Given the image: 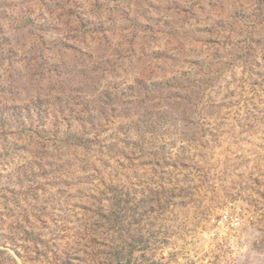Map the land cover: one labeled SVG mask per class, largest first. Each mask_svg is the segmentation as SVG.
I'll use <instances>...</instances> for the list:
<instances>
[{"label":"rangeland","instance_id":"374dc122","mask_svg":"<svg viewBox=\"0 0 264 264\" xmlns=\"http://www.w3.org/2000/svg\"><path fill=\"white\" fill-rule=\"evenodd\" d=\"M249 257L264 0H0V264Z\"/></svg>","mask_w":264,"mask_h":264},{"label":"built area","instance_id":"2783aa9c","mask_svg":"<svg viewBox=\"0 0 264 264\" xmlns=\"http://www.w3.org/2000/svg\"><path fill=\"white\" fill-rule=\"evenodd\" d=\"M230 219H231L230 216H228V215L224 216L221 224L226 225L228 222H230ZM232 225L234 226L235 229H239V227L241 225L240 220L239 219L235 220Z\"/></svg>","mask_w":264,"mask_h":264},{"label":"clouds","instance_id":"9594fccd","mask_svg":"<svg viewBox=\"0 0 264 264\" xmlns=\"http://www.w3.org/2000/svg\"><path fill=\"white\" fill-rule=\"evenodd\" d=\"M249 264H255V260L252 257H249Z\"/></svg>","mask_w":264,"mask_h":264}]
</instances>
